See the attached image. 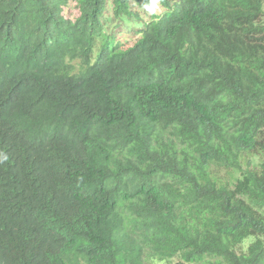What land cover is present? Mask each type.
I'll return each instance as SVG.
<instances>
[{
	"label": "trees",
	"instance_id": "obj_1",
	"mask_svg": "<svg viewBox=\"0 0 264 264\" xmlns=\"http://www.w3.org/2000/svg\"><path fill=\"white\" fill-rule=\"evenodd\" d=\"M0 264H264V0H0Z\"/></svg>",
	"mask_w": 264,
	"mask_h": 264
},
{
	"label": "rangeland",
	"instance_id": "obj_2",
	"mask_svg": "<svg viewBox=\"0 0 264 264\" xmlns=\"http://www.w3.org/2000/svg\"><path fill=\"white\" fill-rule=\"evenodd\" d=\"M72 14H73L72 11L68 10V11L66 12V17H70Z\"/></svg>",
	"mask_w": 264,
	"mask_h": 264
},
{
	"label": "clouds",
	"instance_id": "obj_3",
	"mask_svg": "<svg viewBox=\"0 0 264 264\" xmlns=\"http://www.w3.org/2000/svg\"><path fill=\"white\" fill-rule=\"evenodd\" d=\"M155 7V0H153V8ZM149 11H152V8H149Z\"/></svg>",
	"mask_w": 264,
	"mask_h": 264
}]
</instances>
